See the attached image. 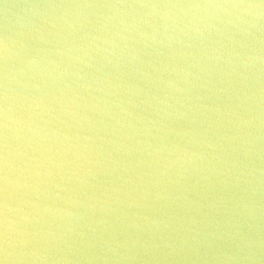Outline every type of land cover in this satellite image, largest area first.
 Here are the masks:
<instances>
[{
	"label": "water",
	"instance_id": "obj_1",
	"mask_svg": "<svg viewBox=\"0 0 264 264\" xmlns=\"http://www.w3.org/2000/svg\"><path fill=\"white\" fill-rule=\"evenodd\" d=\"M0 264H264V0H0Z\"/></svg>",
	"mask_w": 264,
	"mask_h": 264
}]
</instances>
